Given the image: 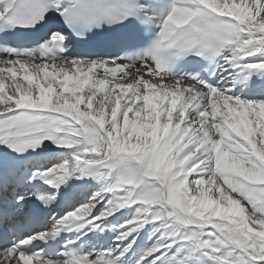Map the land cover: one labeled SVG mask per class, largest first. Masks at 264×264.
<instances>
[{"label": "snow or ice", "instance_id": "1", "mask_svg": "<svg viewBox=\"0 0 264 264\" xmlns=\"http://www.w3.org/2000/svg\"><path fill=\"white\" fill-rule=\"evenodd\" d=\"M0 264H264V0H0Z\"/></svg>", "mask_w": 264, "mask_h": 264}]
</instances>
